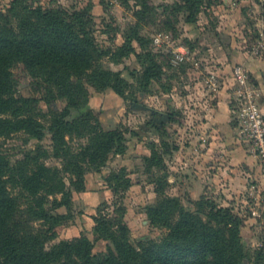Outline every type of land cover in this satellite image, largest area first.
I'll return each instance as SVG.
<instances>
[{
    "label": "trees",
    "instance_id": "trees-1",
    "mask_svg": "<svg viewBox=\"0 0 264 264\" xmlns=\"http://www.w3.org/2000/svg\"><path fill=\"white\" fill-rule=\"evenodd\" d=\"M141 1L133 35L116 50L118 55H112L116 62L130 53L146 61L139 79L145 92L161 78L162 66L151 52L138 54L132 45L136 40L143 49L147 43L140 31L151 7L150 0ZM205 1L184 0L180 6L188 11V22L196 21ZM257 1L264 16V0ZM21 2L13 1L9 11ZM23 9L26 16L17 28L10 16L0 13V138L22 132L28 140L41 142L50 134L53 154L38 144L13 163L0 155V264H264L263 248L250 259L242 237L244 220L232 207L204 196L192 210L165 194L167 174L152 171L164 165L155 149L145 162L156 177L158 202L147 208V217L151 225L165 230L162 237L135 245L126 221L111 217L103 206L92 217L94 240L80 235L49 246L56 239V227L68 218L58 209L70 211L73 193L86 190L87 174L101 172L112 155L126 152L125 133L104 130L93 111L85 109L89 86L111 88L127 99L129 82L105 64L111 51L96 43L90 4L70 11L26 3ZM20 64L42 96L18 94L13 69ZM59 100L66 102L63 109L52 106ZM75 111L79 115L73 117ZM166 119L174 121L173 114ZM74 140L77 147L71 144ZM52 157L62 168L48 164ZM106 182L115 192L130 187L125 169L112 172ZM99 241L107 242L106 251L95 252Z\"/></svg>",
    "mask_w": 264,
    "mask_h": 264
},
{
    "label": "rangeland",
    "instance_id": "rangeland-1",
    "mask_svg": "<svg viewBox=\"0 0 264 264\" xmlns=\"http://www.w3.org/2000/svg\"><path fill=\"white\" fill-rule=\"evenodd\" d=\"M13 1L16 0H0V13L10 16V23L16 28L26 16L23 9L26 3L70 11L90 4L96 43L111 51L104 62L129 82L127 99L111 88L97 90L89 86L90 98L85 109L93 111L104 130H122L127 138V148L123 154L112 155L101 172L87 174L86 190L73 193L70 211L65 207L58 209V213L66 214L68 218L56 227V239L49 246L80 235L94 240L92 217L103 206H107L111 217L118 216L126 221L135 245L162 237L165 230L151 225L147 217V208L158 202L156 177L149 173L145 162V157L155 149L162 156L164 165L161 169L153 167L152 171L167 174L168 185L164 193L181 199L192 210L196 208L194 203L204 196L232 207L244 220L242 237L250 259L254 261L256 250L264 249V171L239 136L240 97L234 71L237 66H242L248 73L249 84L256 90L258 105L264 114V16L261 3L257 0H206L196 21L188 22L189 13L180 6L184 0H150L151 9L140 31L147 41L146 47L142 49L136 40L132 45L138 54L151 52L155 56L162 66V76L144 92L139 79H142L146 61H141L136 53H130L116 62L112 55L116 56V50L133 35L141 0H19L23 2L9 11ZM177 53L184 57L179 59ZM218 58L225 59L226 64L217 63ZM260 61L263 65H258ZM13 73L19 82V95L42 96L22 64L16 66ZM223 93L233 114L232 139L245 157L252 159L230 173L239 178L226 186L224 180L210 178L219 173L224 160L217 156V149L214 152L218 153L214 154L216 163L205 160L209 138L205 130L196 125L202 121L204 113L217 105ZM65 105L64 100L52 104L59 109ZM43 107L48 110L44 104ZM168 114H173L174 121L165 120ZM78 115L76 111L73 113V117ZM51 143L50 134L39 142L28 140V136L20 132L10 138H0V155L13 163L38 144L53 154ZM71 144L77 147L78 141ZM47 162L62 168V162L53 157ZM121 169H125L130 187H120L115 192L106 178ZM116 184L113 181V185ZM15 194L19 196V189L16 188ZM106 250V241L96 242L95 252Z\"/></svg>",
    "mask_w": 264,
    "mask_h": 264
},
{
    "label": "crops",
    "instance_id": "crops-1",
    "mask_svg": "<svg viewBox=\"0 0 264 264\" xmlns=\"http://www.w3.org/2000/svg\"><path fill=\"white\" fill-rule=\"evenodd\" d=\"M217 61L219 64H226L225 59L218 58ZM258 65H263V63L260 61ZM261 74L263 73L260 72V75ZM220 97L221 98L217 101V105L211 111L204 113L202 121L198 122L196 125L198 128L201 126V128L205 130V135L209 138L205 160L209 161V163L213 161L216 163L215 157L218 153L216 154L214 152L217 149L219 150L217 156L222 158L225 163L220 167L219 173H214L210 178L214 177V179L224 180L226 186L230 181H237L239 178L238 175H231L230 173H232L233 170L236 171L239 169L245 161L251 162L252 159L245 157L244 153L234 143L232 139L234 133L232 126V110L228 102H226V94L223 93ZM217 164H219V162Z\"/></svg>",
    "mask_w": 264,
    "mask_h": 264
},
{
    "label": "built area",
    "instance_id": "built-area-1",
    "mask_svg": "<svg viewBox=\"0 0 264 264\" xmlns=\"http://www.w3.org/2000/svg\"><path fill=\"white\" fill-rule=\"evenodd\" d=\"M159 39L156 40L158 42ZM179 59L183 58L177 53ZM238 83L239 136L249 146L251 155L259 162L264 171V114L258 105L256 90L249 84V75L242 66L234 71Z\"/></svg>",
    "mask_w": 264,
    "mask_h": 264
}]
</instances>
